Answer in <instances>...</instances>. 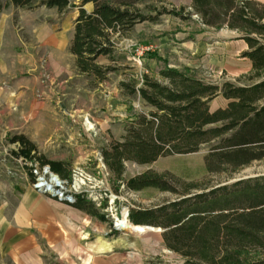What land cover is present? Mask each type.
<instances>
[{
  "label": "rangeland",
  "instance_id": "rangeland-1",
  "mask_svg": "<svg viewBox=\"0 0 264 264\" xmlns=\"http://www.w3.org/2000/svg\"><path fill=\"white\" fill-rule=\"evenodd\" d=\"M255 1L264 4V0ZM74 2L79 4L78 0ZM190 2L138 0L136 6L143 12L148 13V5L167 11L154 21L136 22L120 35H114L113 59L99 56L97 61L116 69L106 71L101 80L80 73L68 50L77 7L58 10L44 5L30 8L10 5L3 11L8 15L6 24L11 25L9 48L3 53L11 61L12 77L0 83L4 93V100L3 96L0 99V207L4 201L11 203L25 188L34 189L28 168L37 164V160L24 161L13 155L11 150L17 145L9 138L14 134H24L36 145L39 154L63 163V171L69 177L57 175L69 182L75 178L80 189L71 193L85 194L106 215L109 220L106 236L119 232L140 238L149 234L154 238L162 234V228L156 226H142L143 232L125 227V221L132 224L126 216L130 208H156L223 185L230 186L244 177L264 180V158L237 169L206 171L203 158L209 150L208 144L192 153L159 157L149 164L123 162L124 178L149 171L163 178L170 190L128 189L114 178L102 159L101 151L109 150L112 142L120 140L134 114L144 110L136 94L127 95L120 89L121 80L142 73L159 78L158 71L168 66L218 85L224 82L250 85L258 81L249 79L250 62L242 56L247 44L238 38L239 33L203 25L191 11ZM181 6L184 7L182 14L188 17L167 13ZM83 7L92 10V4ZM227 103V99L218 95L210 108L225 107ZM258 104L264 105V99ZM36 166L42 171L47 165ZM103 200L106 205L101 208ZM231 214L229 211L225 221ZM40 247L44 264H67L48 252L42 242ZM3 250L0 246V264H12L8 257L2 256ZM182 261L178 253L155 245L154 249L127 248L117 264H179Z\"/></svg>",
  "mask_w": 264,
  "mask_h": 264
},
{
  "label": "trees",
  "instance_id": "trees-1",
  "mask_svg": "<svg viewBox=\"0 0 264 264\" xmlns=\"http://www.w3.org/2000/svg\"><path fill=\"white\" fill-rule=\"evenodd\" d=\"M78 1L0 0V14L10 5H44L58 10L77 7L68 50L80 73L101 80L106 71L116 69L97 61L99 56L113 59L114 35L136 22L154 21L167 11L148 5V13L143 12L136 6L138 0ZM87 2L92 3L91 11L83 7ZM190 7L203 25L239 33L238 38L247 44L242 56L251 61L249 79L258 81L218 85L168 66L158 71L159 78L142 73L121 80L120 89L127 95L136 94L144 110L134 114L122 138L101 155L110 173L128 189L172 188L149 171L124 178V161L149 164L162 156L195 152L207 144L203 160L204 169L210 172L237 169L264 158V105L258 104L264 99V4L255 0H191ZM183 9L167 13L188 17L182 14ZM218 95L228 103L210 111L208 103ZM9 141L17 145L11 150L16 158L37 160L39 167L47 165L61 177H69L61 161L39 154L24 134H14ZM32 169L29 166L28 174L34 180ZM118 189L116 185L114 191ZM68 203L107 220L83 193L73 194ZM105 205L103 200L101 208ZM229 211L232 216L225 221ZM127 218L133 225L161 227L165 247L182 257L181 264H264V180L260 177L240 179L156 208H130Z\"/></svg>",
  "mask_w": 264,
  "mask_h": 264
},
{
  "label": "crops",
  "instance_id": "crops-1",
  "mask_svg": "<svg viewBox=\"0 0 264 264\" xmlns=\"http://www.w3.org/2000/svg\"><path fill=\"white\" fill-rule=\"evenodd\" d=\"M7 16L3 12L0 14V83L12 77L9 66L11 61L4 58L3 53L9 48L10 40L11 25L6 24ZM6 64L8 67H5ZM2 93L0 90V99L3 96L4 100ZM213 99L208 103L210 111L223 108L216 106L211 110ZM107 224L108 218L106 221L99 220L65 200H58L27 187L11 203L4 201L0 207V246L4 249L2 256L8 257L12 264H44L40 247L42 242L48 252L67 264H117L124 258L127 248L154 249L155 245L165 247L161 234L154 238L149 234L140 238L119 232L106 236Z\"/></svg>",
  "mask_w": 264,
  "mask_h": 264
},
{
  "label": "built area",
  "instance_id": "built-area-1",
  "mask_svg": "<svg viewBox=\"0 0 264 264\" xmlns=\"http://www.w3.org/2000/svg\"><path fill=\"white\" fill-rule=\"evenodd\" d=\"M35 165V166H34ZM32 167V172L34 174V181L32 186L35 190L43 193H47L51 197H55L58 200L72 201L73 194L71 192H78L80 189V184L75 178L71 182L67 179L59 177L57 174L54 175L53 172L48 170L47 166L42 167L43 170L37 168V164ZM57 178V181L53 177Z\"/></svg>",
  "mask_w": 264,
  "mask_h": 264
},
{
  "label": "bare ground",
  "instance_id": "bare-ground-1",
  "mask_svg": "<svg viewBox=\"0 0 264 264\" xmlns=\"http://www.w3.org/2000/svg\"><path fill=\"white\" fill-rule=\"evenodd\" d=\"M55 175V174H54ZM56 176V175H55ZM55 176L53 177V180L55 179L57 181V178H55ZM124 226L127 227V228H130L131 230H134L136 232H143L144 229L142 226H139V225H132L130 224L129 222L125 221L124 222Z\"/></svg>",
  "mask_w": 264,
  "mask_h": 264
},
{
  "label": "water",
  "instance_id": "water-1",
  "mask_svg": "<svg viewBox=\"0 0 264 264\" xmlns=\"http://www.w3.org/2000/svg\"><path fill=\"white\" fill-rule=\"evenodd\" d=\"M47 168L49 169V167L47 166ZM244 178H246V177H244ZM244 178H241V179H244ZM128 215V210H126V216ZM115 227H118L116 224L114 225ZM146 227H148V225H145ZM150 227H152V226H150ZM119 229V228H118Z\"/></svg>",
  "mask_w": 264,
  "mask_h": 264
}]
</instances>
